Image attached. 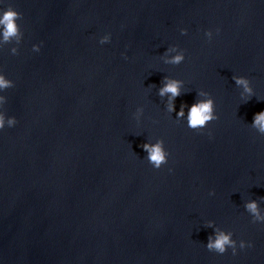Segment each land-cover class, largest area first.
Masks as SVG:
<instances>
[{
    "label": "clouds",
    "instance_id": "obj_1",
    "mask_svg": "<svg viewBox=\"0 0 264 264\" xmlns=\"http://www.w3.org/2000/svg\"><path fill=\"white\" fill-rule=\"evenodd\" d=\"M3 3L4 0H0V4ZM19 19H21V13L16 11L11 4L0 8V45H16L10 48V52L13 55L17 54V46L21 43L23 37L20 26L17 23ZM180 31L181 35L187 34L186 29H181ZM216 32L218 33L219 29H216ZM213 35V31L210 29L204 31V36L209 41L213 39ZM110 42V33L100 36L98 40L100 45ZM42 43L43 42L33 44L32 51L39 53ZM2 49L3 47H0V50ZM185 58V50L178 45H169L166 47L165 51L160 54L161 61L166 65H180L185 61ZM232 80L235 82V86L241 89L239 95L243 103L248 102L255 96L250 80L247 77L233 75ZM152 85L154 84H150L149 86ZM12 87H14V81L7 78L3 70H0V132H3L5 128H13L18 122L15 116L6 115L4 110L7 98L3 93L6 89ZM195 92L196 95L193 102L191 104L181 102L179 110L177 111L175 103L177 97L188 93V91H185V81L169 75H164L159 86H156V95L163 101L165 111L168 114L175 113V120L177 122L184 121L187 128L193 131H201L206 129L210 122L217 120L219 117L216 114L215 101L211 94L203 89H197ZM142 114L143 108L137 107L133 114L137 124H139ZM249 126L258 134L264 135V110H260L253 114ZM139 135L140 134H137V136ZM208 136L209 138L212 136L210 130ZM138 147L145 153L142 159H145L153 169L159 170L163 165L168 164L170 152L165 148L163 139L157 138L154 142L151 139H146V141L139 144ZM168 171L171 172L172 168H169ZM209 194L213 195L214 193ZM243 208L251 217L252 223L264 224V211L261 210L260 203L257 199L244 201ZM203 226L212 229V233L208 235L207 242L204 244L209 252L223 255L231 249L232 254L235 255L238 248L243 250L253 247L251 241L241 239L237 242L236 239H233L232 231L217 226L214 221L209 220Z\"/></svg>",
    "mask_w": 264,
    "mask_h": 264
}]
</instances>
